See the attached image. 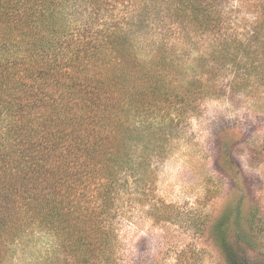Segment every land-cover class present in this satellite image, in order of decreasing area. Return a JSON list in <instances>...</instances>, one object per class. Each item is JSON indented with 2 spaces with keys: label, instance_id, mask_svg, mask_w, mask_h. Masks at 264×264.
I'll return each mask as SVG.
<instances>
[{
  "label": "trees",
  "instance_id": "1",
  "mask_svg": "<svg viewBox=\"0 0 264 264\" xmlns=\"http://www.w3.org/2000/svg\"><path fill=\"white\" fill-rule=\"evenodd\" d=\"M177 1L217 39L189 77V57L164 45L138 58L134 22L96 27L101 0H0V206L10 215L0 218V264L27 222L57 242L54 263H113L120 196L131 182L145 194L169 126L207 97L264 86L263 0L247 42L219 31L223 0ZM228 68L235 76L224 83ZM229 216L212 230L223 249Z\"/></svg>",
  "mask_w": 264,
  "mask_h": 264
},
{
  "label": "rangeland",
  "instance_id": "2",
  "mask_svg": "<svg viewBox=\"0 0 264 264\" xmlns=\"http://www.w3.org/2000/svg\"><path fill=\"white\" fill-rule=\"evenodd\" d=\"M259 1L223 0L218 5L223 18L219 31L229 41L247 42ZM178 6L175 0H101L95 25L134 22L131 40L138 58L149 59L164 45L169 54L189 57L184 72L188 76L200 49L210 48L217 39L195 25L190 15L181 16ZM229 70H223L224 83L235 76ZM167 130L165 145L157 134L165 152L154 162L150 176L155 179L145 194L131 182L120 196L111 264H264V86L255 83L207 97L196 114ZM162 203L169 207L160 208ZM227 214L230 233L223 249L212 230ZM3 216L10 224L9 211L0 206ZM250 217L254 229L248 226ZM25 225L28 230L16 241L8 264H62L63 258L53 261V236L35 223Z\"/></svg>",
  "mask_w": 264,
  "mask_h": 264
}]
</instances>
